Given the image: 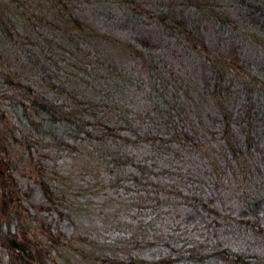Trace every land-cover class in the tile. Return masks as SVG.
<instances>
[{"label":"trees","instance_id":"1","mask_svg":"<svg viewBox=\"0 0 264 264\" xmlns=\"http://www.w3.org/2000/svg\"><path fill=\"white\" fill-rule=\"evenodd\" d=\"M35 1L0 0V17H4L0 20V245L8 264H58L55 252L63 251L70 253L65 257L70 261L67 264H148L144 250L150 246L170 253L168 259L159 256L158 264H264V152L258 148L264 140V109L252 104L250 87L255 85L234 47L230 57L218 55L224 68L211 95L225 122L226 145L219 153L227 159L226 164H234L229 168L235 169L236 189L241 193L236 201L240 204L238 214L230 222L238 228L230 230L229 221L222 223V215L212 225L204 214L207 205L194 195L191 205L199 219L189 217L186 224L192 222L197 232H208L222 223L220 244L207 239L198 248L183 240L175 247L176 237L171 235L162 246L160 241L148 239L155 235L154 226L141 219H136L130 240L117 236L119 240L111 241L101 238L103 234L91 239L78 228L64 233L65 224L74 226L85 216L114 226L120 217L127 218L123 224L130 225L127 222L134 218L129 213L135 208H152L151 213L157 214L156 209L164 207L158 196L166 190L153 178L152 169L158 168L159 157L165 152L173 151L176 158L187 151L215 170L218 161L204 145L207 139L202 141L187 132L181 110H177L181 92H186L176 84L175 91L168 89V78L176 82L173 71L164 77L159 60L126 43L118 44L146 74L149 85L143 80L136 89L144 91L143 84L150 86L145 98L149 105L137 120L141 125L134 127L124 109L126 74L99 51L85 48L92 46V40L113 46L115 40H107L108 36L77 19L65 2ZM195 1L218 14L209 0ZM128 4L131 10L141 7ZM254 15L246 14L249 22L245 25L250 30H258ZM160 21L170 26L167 18ZM176 23L175 30L183 32L187 45L204 58L203 35ZM237 28L234 30L252 38L251 32ZM228 72H234V80L244 85L247 93L237 120L224 104L226 97L233 95L231 86H224ZM257 90L264 92L261 87ZM164 132L171 134L166 137ZM143 146L153 154L130 153ZM69 159L67 166L73 165L72 171L66 166ZM76 163L81 166L75 167ZM177 189L173 184L171 193L179 198L182 193ZM36 192L42 199L38 205L34 203ZM201 205L204 209L198 211ZM234 239L246 247L232 250L227 245Z\"/></svg>","mask_w":264,"mask_h":264},{"label":"rangeland","instance_id":"2","mask_svg":"<svg viewBox=\"0 0 264 264\" xmlns=\"http://www.w3.org/2000/svg\"><path fill=\"white\" fill-rule=\"evenodd\" d=\"M58 1L65 2V5L73 9V14L77 19L87 22L99 34L108 36L109 39L107 40H115L113 42L114 46L109 45L107 42L92 40V46L90 44L85 48L93 53L99 51L100 56L109 59L126 74L123 85L127 102L124 104V109H126L127 117L132 120V125L134 124V127L141 125L137 120L143 116L149 105L145 98L150 86H147L149 84L146 74L129 57L131 55H128L118 45L120 43H126L135 51L140 50L146 56L149 55L154 57L155 60H159L160 64L163 65L161 67H164L162 70L164 77L173 71L176 82L168 78V89L175 91L174 85L176 84L177 89L181 87L186 92L185 95L181 92L180 104L177 110H181L179 113L182 114L181 118L183 123L185 122L187 132L191 136H197L202 141L207 139L204 145L212 151L218 161V167L215 170L205 160L187 151H181V154L176 158H173V151L172 154L165 152L164 156L159 157L161 160H158L159 162L156 164L158 168L152 169L153 178L159 181L160 185L166 190L165 193L158 196L157 201L163 202L164 207L156 209L157 214L151 213L152 208L149 210L144 209V211H138L135 208L129 213V217L134 218L127 222L130 225L123 224L127 218L120 217L118 218L120 221L119 226L116 225L119 221L114 222L113 226V222H97L95 219L85 216L82 221L80 220L81 222L76 221L74 226L68 227L67 224L64 228L62 226L65 230L64 233H72V228H78L83 231L84 236L91 239H96L103 234L101 238L105 237L111 241L119 240L117 236L129 237L130 240L134 232L133 226L136 224V219H141L150 222L154 226L155 235H149L148 239L160 241L161 245L168 242L171 235L176 237L175 247L179 246L183 240L188 241L190 246L197 247L207 239L215 240L216 243L220 244L224 236L222 223L227 221L230 223L233 217L238 214L240 204L238 206L237 198L239 197L237 196L241 193L236 189L235 169L232 172L229 168L234 164L230 166L226 164L227 159L221 157L219 153L222 150L221 147L224 148L226 145L223 142L225 122L222 120L220 108L214 103L211 95L213 85L221 78L220 71L224 68L223 62L218 60V55L223 53L224 56L230 57L232 47L237 48L239 62L243 64L245 72L250 76V81L255 85L250 87V94L254 101H252V104L254 103V106L260 110L264 109V92L257 90L260 87L264 89V0H209L217 8L218 14L206 7H199L197 3L195 4V0V2L192 0ZM126 1L140 4L141 7L137 8L136 5H132L138 11L137 9L131 10L129 8L131 6ZM35 3L42 2L38 0ZM259 8L261 11L258 10ZM35 9L37 8L32 10ZM252 12L255 13L253 17L258 19V30H250L245 25L246 21L249 22L246 14ZM3 18L1 16L0 20L2 21ZM162 18H167L171 28L161 23ZM8 19L12 21L11 17ZM176 21L191 29L194 33L198 30L203 35L207 53L204 58L194 53L192 48L187 45V42L183 39V32L180 34L175 30L177 27ZM235 26L239 27L237 29L251 32L253 34L252 38L244 36L241 30H234ZM233 74L234 72H228L224 78V86L230 85L233 92V95L226 97L224 104L232 110L234 120H237L239 116H242V111H239L244 106L247 93L244 89L245 86L234 80ZM143 80L147 85L143 84L144 91H138L136 87ZM238 88L244 93L239 92ZM142 95H145V97ZM167 96L170 98V94ZM117 102H120V100ZM162 105L163 102L161 101ZM170 134L169 132L165 133L166 137ZM260 143L258 148L264 152V140ZM214 150H216L215 153ZM137 152H141L139 156L143 157L153 154L149 151L148 146H143V148L130 153L137 154ZM162 158L165 160H162ZM168 159H170V162L167 161ZM69 163L70 159L67 160L66 166ZM78 165L81 166L80 163L74 164L75 167ZM72 166H67L69 171L73 170ZM174 172H177V174H173ZM219 174L222 180L219 179ZM256 179L259 180V177H256ZM173 184L178 187L183 197L182 195L179 198L174 197V194L171 193ZM198 184L199 189H197ZM194 195L199 196L207 205L209 210L207 209L208 211L203 213L212 225H215L216 221L219 220L218 216L222 215L223 222L219 225V229L217 227V229H211L208 232L199 229L197 232L198 229L197 227L194 229V225H191L192 222L186 224L189 217L192 221L199 219L197 211L193 210L191 205ZM188 198L190 199L187 200ZM34 203L36 205L42 203V199L38 197V192L35 193ZM174 205H176V208ZM203 209L204 207L201 205L197 210L202 211ZM227 215L231 217H227ZM237 228L235 222L230 223V230L234 231ZM214 230L217 231V236ZM209 243L210 245L214 244ZM246 245L244 242L234 239L227 246L236 251L245 248ZM257 251L262 253L261 249H257ZM201 252L204 253L205 250H201ZM57 253L55 252L58 264L70 262L68 260L66 262V258L70 257L68 251ZM5 254L0 245V264H8ZM144 255L148 264H158L156 260L159 256L163 259L170 258V253L153 246L144 250ZM173 264L190 263L181 261Z\"/></svg>","mask_w":264,"mask_h":264}]
</instances>
